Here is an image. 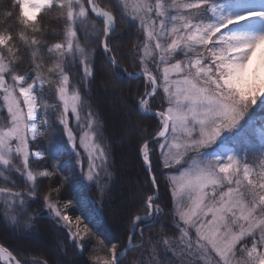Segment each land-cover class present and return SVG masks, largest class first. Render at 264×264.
<instances>
[{
  "label": "snow or ice",
  "instance_id": "1",
  "mask_svg": "<svg viewBox=\"0 0 264 264\" xmlns=\"http://www.w3.org/2000/svg\"><path fill=\"white\" fill-rule=\"evenodd\" d=\"M0 227L55 237L4 264H264V0H0Z\"/></svg>",
  "mask_w": 264,
  "mask_h": 264
},
{
  "label": "trees",
  "instance_id": "2",
  "mask_svg": "<svg viewBox=\"0 0 264 264\" xmlns=\"http://www.w3.org/2000/svg\"><path fill=\"white\" fill-rule=\"evenodd\" d=\"M127 36L128 33L122 34V37L125 40L127 39ZM117 151H119V148ZM119 166V180L113 191V208L112 210L104 211L100 225L101 234L106 236L108 240L112 242L125 238L126 225L121 223L120 211L122 206L130 199V192L136 190L139 185H142L145 179L143 171L134 160H121L119 161ZM67 194L68 193H66V195ZM81 195L87 200L89 209L97 206L95 203L97 200V194L94 188L91 190L86 188ZM79 209L80 205L77 204L69 209V212L70 214H79ZM42 235L44 238L40 241L28 237L21 238L10 230L0 227V244H4L10 250L15 249L17 251H22L30 249L47 252L51 248L52 241H54L55 237L47 231H44ZM130 258V256L126 257L125 264H128ZM0 264L3 263L0 262Z\"/></svg>",
  "mask_w": 264,
  "mask_h": 264
},
{
  "label": "bare ground",
  "instance_id": "3",
  "mask_svg": "<svg viewBox=\"0 0 264 264\" xmlns=\"http://www.w3.org/2000/svg\"><path fill=\"white\" fill-rule=\"evenodd\" d=\"M4 264V262H2Z\"/></svg>",
  "mask_w": 264,
  "mask_h": 264
},
{
  "label": "rangeland",
  "instance_id": "4",
  "mask_svg": "<svg viewBox=\"0 0 264 264\" xmlns=\"http://www.w3.org/2000/svg\"><path fill=\"white\" fill-rule=\"evenodd\" d=\"M86 183V182H85Z\"/></svg>",
  "mask_w": 264,
  "mask_h": 264
}]
</instances>
